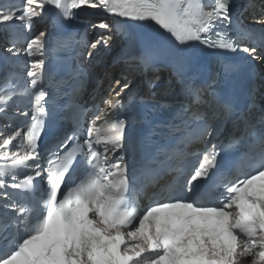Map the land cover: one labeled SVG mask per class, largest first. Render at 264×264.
I'll return each mask as SVG.
<instances>
[{
    "label": "snow or ice",
    "instance_id": "1",
    "mask_svg": "<svg viewBox=\"0 0 264 264\" xmlns=\"http://www.w3.org/2000/svg\"><path fill=\"white\" fill-rule=\"evenodd\" d=\"M46 6L58 9L65 19H74L76 11L85 8L120 18L113 24L103 18L90 23L86 34L94 33L96 38L88 46V57L98 47H110L114 29L126 32L130 27L126 22L133 21L154 22L179 45L199 42L264 59L256 47H241L237 42L238 36L251 34L234 19L230 0H22L19 6L0 0V26L18 21L30 29ZM233 24L237 37L228 31ZM45 48V33L40 32L28 40L24 51L36 57ZM7 51L13 53V48ZM127 60L151 67L144 56L130 55ZM223 66L226 72L235 67L230 62ZM43 68L44 61L34 59L27 72L30 84L21 90L33 98L30 122L10 135L0 131V207L11 210L10 215L0 216V264H264V132L246 154L251 171L224 176L216 185L223 191L214 204L203 202L202 191V181L218 165L220 152L212 143L203 152L192 153L199 157L196 165L186 176L177 169V177L153 192L149 206L141 211L139 197L157 181L135 187L125 163L124 152L135 144L133 121L123 115L128 106L122 97L130 89L129 82L124 77L114 80L103 107L95 105L83 141L77 132L58 139L47 149L42 164L36 161L46 115L42 101L47 93L39 87ZM213 83L215 75L206 84L189 78L186 90L191 100L175 115L183 121L190 114L199 121L200 140L215 131L210 121L216 113L209 116L199 110L203 94ZM18 88L10 80L0 84V112ZM211 95L225 116L234 114L230 103L214 91ZM134 99L130 97V103ZM260 123L264 125V112ZM116 152L120 155L113 162L110 153ZM78 157L83 158L86 171L78 182L67 185L66 177ZM29 168L30 174L19 171ZM37 178L46 181V187L38 202L30 204Z\"/></svg>",
    "mask_w": 264,
    "mask_h": 264
},
{
    "label": "bare ground",
    "instance_id": "2",
    "mask_svg": "<svg viewBox=\"0 0 264 264\" xmlns=\"http://www.w3.org/2000/svg\"><path fill=\"white\" fill-rule=\"evenodd\" d=\"M263 10H264V6H263ZM244 18H245V20H247V22H250V23L256 22V23H260V24L264 25V23L261 22V21H264V12L259 11L257 8H253L247 16H244ZM97 22H99V21H97ZM107 22L110 23L109 20H107ZM39 28H40V31L36 35H39L40 32H44L47 29V26L45 25V23L39 22ZM88 37H89L90 43L96 38L95 34L91 33V32L88 35ZM122 41H123V38L121 37L120 34H117L115 29H114V35H113V39L111 41V44L112 45H118ZM101 48H103V47H98L96 50H94V53L99 51ZM103 49H105V48H103ZM111 56L108 59H104V61L108 60V62L104 63L103 65H101L102 59H100V57L98 59L95 56L91 57L94 61H92V63H89V67H90V70L93 74L92 75V77L94 79L93 82L98 81V79L96 78L97 73L102 72L103 70H106V69L112 71L113 76L112 75L111 76H112V78H114V80L122 78V73H124V71H125V69H123L124 68L123 66L115 68V70H113V68H107V67H109L108 65L110 63H112ZM137 75L138 74H135V76H137Z\"/></svg>",
    "mask_w": 264,
    "mask_h": 264
}]
</instances>
